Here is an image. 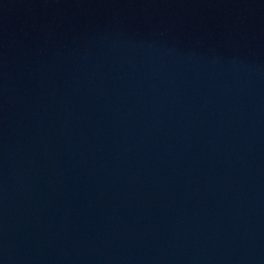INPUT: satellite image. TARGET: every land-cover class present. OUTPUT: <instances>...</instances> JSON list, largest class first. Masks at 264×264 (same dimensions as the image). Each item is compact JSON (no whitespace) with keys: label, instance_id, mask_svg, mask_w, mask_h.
Segmentation results:
<instances>
[{"label":"water","instance_id":"1","mask_svg":"<svg viewBox=\"0 0 264 264\" xmlns=\"http://www.w3.org/2000/svg\"><path fill=\"white\" fill-rule=\"evenodd\" d=\"M0 264H264V231L116 171L0 148Z\"/></svg>","mask_w":264,"mask_h":264}]
</instances>
